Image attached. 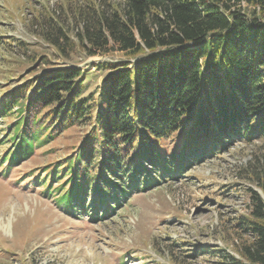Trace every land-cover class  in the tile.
<instances>
[{
  "label": "trees",
  "instance_id": "trees-1",
  "mask_svg": "<svg viewBox=\"0 0 264 264\" xmlns=\"http://www.w3.org/2000/svg\"><path fill=\"white\" fill-rule=\"evenodd\" d=\"M98 7L78 13L84 49L127 58L97 64L108 70L98 98L85 95L86 71L35 67L0 103V117L15 116L2 156L10 166L89 126L42 182L58 185L68 213L93 221L233 141L264 137V0H99ZM55 29L46 27L44 38L67 55V34ZM42 64L51 60L42 56ZM253 179L262 194L250 189L252 211L238 222L241 257L222 264H264V166Z\"/></svg>",
  "mask_w": 264,
  "mask_h": 264
},
{
  "label": "rangeland",
  "instance_id": "rangeland-1",
  "mask_svg": "<svg viewBox=\"0 0 264 264\" xmlns=\"http://www.w3.org/2000/svg\"><path fill=\"white\" fill-rule=\"evenodd\" d=\"M98 4L0 0V103L35 67L86 71L85 95L98 98L108 70L97 64L127 59L120 52L90 56L78 38L79 11L94 13ZM46 27L65 30L67 55L45 40ZM42 56L51 65L38 66ZM14 120L0 117V264H222L228 255L241 257L244 232L238 222L252 211L250 189L262 194L253 176L264 166V137L233 141L224 152L194 162L160 186L133 193L115 214L93 221L68 213L58 199V185L48 188L42 182L47 168L71 154L89 126L72 127L10 166L2 156L10 147ZM176 145L170 140L167 149Z\"/></svg>",
  "mask_w": 264,
  "mask_h": 264
}]
</instances>
